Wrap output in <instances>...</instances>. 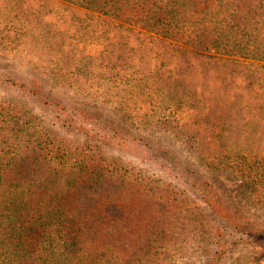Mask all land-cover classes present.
I'll list each match as a JSON object with an SVG mask.
<instances>
[{
    "label": "rangeland",
    "instance_id": "obj_1",
    "mask_svg": "<svg viewBox=\"0 0 264 264\" xmlns=\"http://www.w3.org/2000/svg\"><path fill=\"white\" fill-rule=\"evenodd\" d=\"M95 5L89 0H0V113L5 121L26 125L35 137L47 139L48 147L59 144L78 159L91 155L103 159L104 166L132 168L171 191L185 228L175 230L172 246L158 257L161 264H202L214 231L201 198L159 168L163 152L214 188L237 219L264 229L263 197L245 185L238 170L247 172L240 165H251L248 150L237 147V153L235 148L228 154L225 147L220 156L208 132L202 134L207 138L195 137L186 126L222 125L241 139L264 141V40L226 63L217 60L219 55L202 58L140 33ZM180 94L181 99L189 95V106L197 100L195 114L173 103ZM128 138L136 141L123 151L118 143ZM148 149L160 153L158 165L141 158ZM238 154L244 160H233ZM258 187L264 194V186ZM224 253L216 264H264V246L247 240L230 244Z\"/></svg>",
    "mask_w": 264,
    "mask_h": 264
},
{
    "label": "trees",
    "instance_id": "obj_2",
    "mask_svg": "<svg viewBox=\"0 0 264 264\" xmlns=\"http://www.w3.org/2000/svg\"><path fill=\"white\" fill-rule=\"evenodd\" d=\"M89 1L110 19L202 58L215 57L213 53L221 57L217 60L236 62L232 57L240 55L236 52L264 40V0ZM29 92L34 98L36 91ZM181 95H175L173 103L195 114L197 100L189 106V95L183 99ZM199 115L197 119L202 118ZM5 118L0 113V264H161L158 257L172 246L175 230L181 233L185 228L171 191L132 168L104 166L103 159L91 155L78 159L59 144L48 147L47 139L35 137L26 125L8 124ZM186 126L195 137L207 138L202 134L208 132L220 156L237 147L247 149L251 165H240L247 172L238 170L245 175V185L264 202L259 192L263 187H258L264 186V141L241 139L222 125ZM128 139L119 141L121 150L136 141ZM225 147L229 148L224 151ZM158 157L155 149L141 155L149 165L157 164ZM239 158L244 160V155L233 160ZM160 161L157 165L166 178L184 181L208 210L214 231L202 264H216L226 247L242 240L264 246V229L237 219L214 188L165 152ZM115 241L118 246H110Z\"/></svg>",
    "mask_w": 264,
    "mask_h": 264
}]
</instances>
